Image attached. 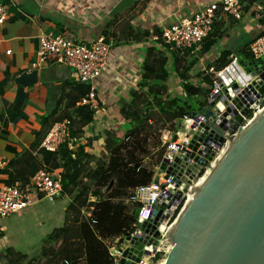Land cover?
<instances>
[{"label":"crops","instance_id":"1","mask_svg":"<svg viewBox=\"0 0 264 264\" xmlns=\"http://www.w3.org/2000/svg\"><path fill=\"white\" fill-rule=\"evenodd\" d=\"M214 1L218 0H0L9 11L0 24V160L5 162L0 184L11 177L28 178L32 165H46L43 136L58 118L68 117L80 106L77 82L56 55L34 66L40 34L59 32L86 45L103 35L110 43L106 65L96 80L99 109L69 149L72 158L79 150L92 156L91 160L83 158L81 164L86 171L93 170L99 159H107L108 133L124 130L121 102L129 100L137 88L145 49L157 46L151 39L153 29L162 31ZM242 7L241 19L230 16L215 21L217 27L222 26L223 38L199 59L191 72L193 84L199 83H195L196 73L208 68L222 47L239 50L264 33V16L256 17L264 12V0ZM144 31L149 36H143ZM158 48L165 51L161 45ZM200 48L180 56L189 60ZM232 54L237 55L236 51ZM32 69L40 71L37 83L15 82L22 72ZM167 85L170 94L183 95L175 72ZM56 162L61 165L51 170L63 174V159ZM115 183L105 187L82 176L78 185L62 188L53 201L36 196L20 213L1 220L0 264H116L113 246L119 245L122 236L121 213L133 215V209L127 195L109 196V189L113 185L130 194L133 188ZM104 201L107 204L95 207ZM93 218L98 220L94 223Z\"/></svg>","mask_w":264,"mask_h":264},{"label":"built area","instance_id":"2","mask_svg":"<svg viewBox=\"0 0 264 264\" xmlns=\"http://www.w3.org/2000/svg\"><path fill=\"white\" fill-rule=\"evenodd\" d=\"M8 16V6L0 4V24ZM230 16L242 18L240 0L210 2L198 12L164 28L161 36L153 35L151 39L157 46L167 45L169 50L192 52L201 46L216 20ZM263 16V11L256 14L257 18ZM109 51L110 43L103 35L86 45L63 33H42L34 66L42 65L49 55H56V60L71 70L76 82L87 86L79 105L96 112L99 109L96 80L106 65ZM247 51L251 56L247 67L240 64L236 54H230L228 63L221 69L204 68V73L212 75V84L203 109L190 111L175 121L173 128L165 127L159 131L163 153L151 167L150 182L131 190L129 201L134 219L131 228L120 237L129 236L130 240L142 243V255L135 264H161L165 261L172 248L169 233L201 186L198 185L200 180L216 166L227 150L230 138L236 137L241 128L264 110V92H259V87L264 84V33L248 44ZM242 110L245 112L241 121L234 125L232 113L241 114ZM70 128L69 118L54 122L43 136L41 148L57 152L66 144L71 150L72 142L77 139L70 137ZM3 166L5 162L0 160V168ZM61 192V174L45 165L37 168L26 181L0 184V222L20 213L36 196L53 201ZM130 240L113 246L116 264L124 248L134 246ZM132 255L136 256L135 253Z\"/></svg>","mask_w":264,"mask_h":264},{"label":"trees","instance_id":"3","mask_svg":"<svg viewBox=\"0 0 264 264\" xmlns=\"http://www.w3.org/2000/svg\"><path fill=\"white\" fill-rule=\"evenodd\" d=\"M253 1L248 0L247 6L249 7ZM257 1L262 3V0ZM260 22H263V20H260ZM136 32L139 33L137 30ZM153 33L161 36L162 31L154 28ZM141 34L147 37L150 33L144 31ZM223 34L224 31H220L217 24L214 23L212 31L201 43L200 51L189 60L180 56V51L169 50L165 44H161L165 51L154 45L147 47L141 64V74L137 88L130 92L129 100L121 102L120 113L126 121L124 130L108 133L105 138L104 149L106 152L104 153H108L105 161L99 159L95 169L86 171L81 161L83 158L91 160L92 156L84 154L81 150H79L75 158H72L71 151L66 144H63L57 152L43 149V158L49 169L61 165L56 161L58 158L63 159L62 165L65 168V172L61 174L62 188L66 189L70 185H78L82 176L95 179L98 185L105 187H108L113 180H115V184L118 187L125 188H134L138 185L149 183L152 171L151 168L146 167L142 162L143 156L145 157L148 153V136L152 133L156 134L157 131L159 132L165 127L173 128L175 121L183 118L190 111L203 109L206 103V96L212 84V75L199 71L195 75L199 83L193 84L191 72L197 67L199 59L220 43ZM247 46L246 43H243L239 50H234V48L229 46L222 47L217 59L212 64H209L208 68L221 69L228 63L229 55L234 51H236L240 60L246 63L250 62L251 56L247 51ZM186 52H190V50ZM172 71L179 78L183 95H172L168 91L167 81ZM76 89L80 98L86 92L87 86L77 82ZM93 115L94 111L87 106H78L71 110L68 117L58 118L56 121L69 118L71 121L69 135L71 138L77 139L83 133V128L92 121ZM162 153L163 148L159 150L156 162L159 161ZM15 162L13 161V163ZM39 167V165H32V173L30 175ZM28 178H15V180L26 181ZM13 181L14 179L11 177L6 183ZM109 190L111 191L109 196L127 195L128 198L131 196L123 189L121 192L119 188L115 189L113 185ZM102 204H107V201L94 205L96 207ZM121 215V235H123L131 228L134 217L123 212ZM97 220L98 218H93L92 221L95 223Z\"/></svg>","mask_w":264,"mask_h":264},{"label":"water","instance_id":"4","mask_svg":"<svg viewBox=\"0 0 264 264\" xmlns=\"http://www.w3.org/2000/svg\"><path fill=\"white\" fill-rule=\"evenodd\" d=\"M239 62L244 67L250 65ZM39 74V69L24 71L15 82L35 84ZM259 92H264V84ZM244 112L232 113L234 125ZM211 172L169 233L172 248L166 254V264H264V110L238 136L230 138ZM128 240L126 236L118 242ZM129 243L136 248H124L118 264L139 261L142 243L134 239Z\"/></svg>","mask_w":264,"mask_h":264},{"label":"rangeland","instance_id":"5","mask_svg":"<svg viewBox=\"0 0 264 264\" xmlns=\"http://www.w3.org/2000/svg\"><path fill=\"white\" fill-rule=\"evenodd\" d=\"M240 1L242 4H244V6H247L248 0H240ZM220 27H222V26L218 25L219 29H220ZM230 40H232V38ZM197 81L198 80L196 78L195 83H197ZM175 95H177V94H175ZM159 134H160V132L157 131L156 134L152 133L151 135L148 136V144H149L148 151H147L148 153L145 157L143 156V158H142L143 164L148 168H151L152 165H154L156 163L157 154H158L159 150L161 149ZM130 208H132V204H130ZM153 264H155V262H153Z\"/></svg>","mask_w":264,"mask_h":264},{"label":"bare ground","instance_id":"6","mask_svg":"<svg viewBox=\"0 0 264 264\" xmlns=\"http://www.w3.org/2000/svg\"><path fill=\"white\" fill-rule=\"evenodd\" d=\"M254 121V119L253 120H251L244 128H241L240 130H239V132H238V135L243 131V130H245L246 129V127L249 125V124H251L252 122ZM237 135V136H238ZM212 172L211 171H209L206 175H205V177L202 179V180H200V182H199V184L198 185H202L204 182H205V180H206V178L208 177V175L209 174H211ZM161 264H166V261H164L163 263H161Z\"/></svg>","mask_w":264,"mask_h":264}]
</instances>
